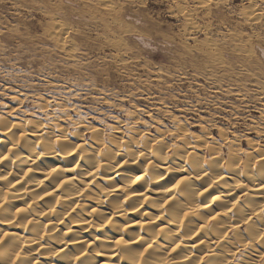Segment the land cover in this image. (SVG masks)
<instances>
[{"label": "bare ground", "instance_id": "obj_1", "mask_svg": "<svg viewBox=\"0 0 264 264\" xmlns=\"http://www.w3.org/2000/svg\"><path fill=\"white\" fill-rule=\"evenodd\" d=\"M5 94L0 264H264V144Z\"/></svg>", "mask_w": 264, "mask_h": 264}, {"label": "rangeland", "instance_id": "obj_2", "mask_svg": "<svg viewBox=\"0 0 264 264\" xmlns=\"http://www.w3.org/2000/svg\"><path fill=\"white\" fill-rule=\"evenodd\" d=\"M105 2L0 0V101L55 97L95 125L133 110L139 129L175 116L264 144V0Z\"/></svg>", "mask_w": 264, "mask_h": 264}]
</instances>
